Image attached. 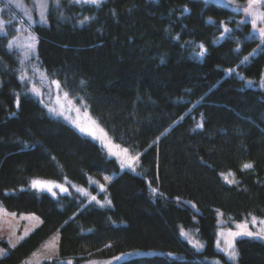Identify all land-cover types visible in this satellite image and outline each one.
<instances>
[{"label": "trees", "instance_id": "1", "mask_svg": "<svg viewBox=\"0 0 264 264\" xmlns=\"http://www.w3.org/2000/svg\"><path fill=\"white\" fill-rule=\"evenodd\" d=\"M54 2L49 23L33 26L39 67L82 96L112 139L140 151L141 163L136 172L121 169L97 140L46 110L19 79L27 62L9 48L20 30L7 24L0 202L42 222L17 245L4 243L0 264H24L56 230L57 256L40 264L122 253L129 257L115 264H264V239L238 237L235 259L216 241L219 213L264 217V40L243 12L226 0ZM232 169L236 178L222 175ZM90 176L103 182L92 189L109 197L106 205L75 189L51 195L30 186L35 177L89 186ZM182 225L198 232L203 250L181 236Z\"/></svg>", "mask_w": 264, "mask_h": 264}, {"label": "rangeland", "instance_id": "2", "mask_svg": "<svg viewBox=\"0 0 264 264\" xmlns=\"http://www.w3.org/2000/svg\"><path fill=\"white\" fill-rule=\"evenodd\" d=\"M58 0H4L0 1V34L7 33L9 27L7 24H11L12 27H16L20 30L19 33L14 35L9 41V48L16 49L23 62H27L19 74V79L24 83H27V90L53 115L60 116L66 120L69 124L75 127L80 133L97 140L102 147L107 151L108 155L118 160L121 169H129L137 171L141 159L140 151L132 150L128 146L122 145L115 139H112L108 130L100 123L98 118H95L88 102L82 96H72L66 88H64L59 78L48 77L42 68L39 67L36 57V42L37 36L33 31L35 22L40 24L49 23V7L51 2ZM90 1V0H89ZM227 4L232 7H236L237 10L243 12L244 19H248L254 30L259 34L262 40L264 35L261 34V29H264V19L261 18L264 15V2L258 0L250 8L251 14L246 13L245 9H249V0H246L243 4H239L237 0H226ZM44 4L46 7H41ZM10 8L12 12L10 15ZM4 10V11H3ZM2 12H5L10 18L3 16ZM43 13V15H42ZM24 17V18H23ZM255 21V27L253 25ZM67 94V95H65ZM231 173L235 176V171H223L222 175ZM228 175V174H227ZM232 179L231 175L226 176ZM113 175L105 174L104 180H111ZM227 178V179H228ZM236 178V176H235ZM37 182L34 186L33 182ZM233 181H236L233 179ZM230 181V182H233ZM90 185L80 184L70 179H64L58 181L56 179H49L45 177H35L30 181V186L37 188L38 190H44L51 195L57 193L71 192L73 189L77 190L83 195H86L90 201L97 202L101 205H106L99 193L93 191L92 186L95 184L101 189L104 184L100 178L96 176L89 177ZM106 187V185H105ZM104 187V188H105ZM154 191V190H153ZM194 208V207H193ZM218 236H217V249L224 252L229 258L235 259L237 255L236 251V239L241 236H246L247 232H252L253 237H259L264 239V217L254 214L246 215L244 220L229 219L222 213L218 214ZM42 222L34 212H15L5 208L0 202V257L8 253V248L4 244L5 242L9 246H15L20 243L26 236ZM181 236H183L192 246L198 250H203L205 242L198 235V232L192 227L181 226ZM240 232L241 234L233 237L231 233ZM58 241L59 231H54L53 234L47 237L41 245H39L33 253L24 259V264H40L47 258H54L58 253ZM229 242L233 245L229 248ZM144 252L143 250L134 251L133 253ZM236 255L233 257L232 253ZM119 256H108L107 258H87L83 260L81 264H115L118 262ZM211 262L216 264H224L220 257L210 259Z\"/></svg>", "mask_w": 264, "mask_h": 264}, {"label": "snow or ice", "instance_id": "3", "mask_svg": "<svg viewBox=\"0 0 264 264\" xmlns=\"http://www.w3.org/2000/svg\"><path fill=\"white\" fill-rule=\"evenodd\" d=\"M77 2H79V0H77ZM90 2H92V3H97L98 2V0H90ZM258 2V0H249V9H245V11H246V13H248V14H251V12H250V8H251V6L253 5V4H255V3H257ZM42 8L43 7H46V5H44V4H41L40 5ZM42 15H43V13H42ZM261 18L262 19H264V15H262L261 16ZM87 19V18H86ZM253 25H254V27H255V21H253ZM226 31H227V29H226ZM261 34L262 35H264V29H261ZM201 47H203V46H201ZM65 95H67V94H65ZM199 126V125H198ZM244 167H246V168H251L252 167V165H250V164H247V165H245ZM37 184V182H33V185L35 186ZM241 233L240 232H237V233H231L230 235H232L233 237H235V236H238V235H240ZM247 235H249V236H251V235H253V233L252 232H247L246 233ZM229 248H232L233 247V245L229 242ZM0 253H2V250H0ZM236 255V253L235 252H233L232 253V256L234 257Z\"/></svg>", "mask_w": 264, "mask_h": 264}, {"label": "water", "instance_id": "4", "mask_svg": "<svg viewBox=\"0 0 264 264\" xmlns=\"http://www.w3.org/2000/svg\"><path fill=\"white\" fill-rule=\"evenodd\" d=\"M215 1H218L220 3H224L225 2V0H215ZM262 2H264V0H262ZM128 257H129V254L128 253L119 254V259H125V258H128Z\"/></svg>", "mask_w": 264, "mask_h": 264}]
</instances>
